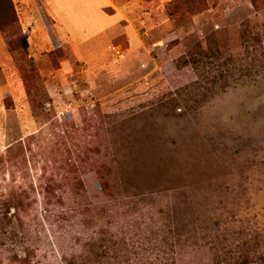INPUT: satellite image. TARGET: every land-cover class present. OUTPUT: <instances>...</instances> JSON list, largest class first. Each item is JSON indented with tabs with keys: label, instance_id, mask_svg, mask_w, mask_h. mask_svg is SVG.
Wrapping results in <instances>:
<instances>
[{
	"label": "rangeland",
	"instance_id": "1",
	"mask_svg": "<svg viewBox=\"0 0 264 264\" xmlns=\"http://www.w3.org/2000/svg\"><path fill=\"white\" fill-rule=\"evenodd\" d=\"M112 1L0 11V264H264V0Z\"/></svg>",
	"mask_w": 264,
	"mask_h": 264
},
{
	"label": "crops",
	"instance_id": "2",
	"mask_svg": "<svg viewBox=\"0 0 264 264\" xmlns=\"http://www.w3.org/2000/svg\"><path fill=\"white\" fill-rule=\"evenodd\" d=\"M49 2H53L54 4H56L55 6H59L60 4L58 3V0H48ZM113 5V1L112 0H83V1H78L75 5L70 4L68 5L70 8L71 6H74L76 8H79V10H77V14H79L78 18L83 19L84 21H86L87 23H89V19L88 16L90 15L91 11L89 10L91 7H98L101 8L102 6H112ZM62 6V5H61ZM62 8H64L63 10H65V8H67L66 6H62ZM90 13H89V11ZM59 10L57 9L56 12H58ZM64 12V11H62ZM66 14V12H64ZM92 14V13H91ZM60 15H57V18ZM119 17H116V19L112 20L109 17H103L102 15H100L98 18H96V20L94 21L95 25H97V31L99 32V34H107V32L109 30H111V28L117 24H119L120 19H118ZM62 21V20H60ZM86 28V26H85Z\"/></svg>",
	"mask_w": 264,
	"mask_h": 264
},
{
	"label": "trees",
	"instance_id": "3",
	"mask_svg": "<svg viewBox=\"0 0 264 264\" xmlns=\"http://www.w3.org/2000/svg\"><path fill=\"white\" fill-rule=\"evenodd\" d=\"M0 11H3L7 14V12L10 11L11 15L13 18H15V12H14V5H13V2L12 0H0ZM15 20V19H14ZM0 22H1V18H0ZM1 26H2V23H0ZM20 44L22 45L23 49L26 50L27 48V37L26 36H22L21 39H20ZM186 63V62H185ZM22 207V204H19L17 206V208H21ZM8 212V211H7ZM9 213V212H8ZM7 213V214H8ZM15 257V256H14ZM17 258V257H15ZM26 259H20L19 262H25Z\"/></svg>",
	"mask_w": 264,
	"mask_h": 264
}]
</instances>
